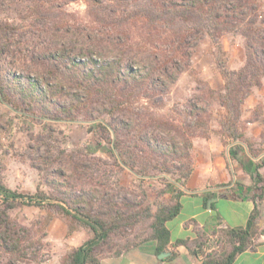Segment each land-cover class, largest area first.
Wrapping results in <instances>:
<instances>
[{
    "label": "trees",
    "instance_id": "obj_1",
    "mask_svg": "<svg viewBox=\"0 0 264 264\" xmlns=\"http://www.w3.org/2000/svg\"><path fill=\"white\" fill-rule=\"evenodd\" d=\"M263 1L114 0L104 4L102 0H91L95 24L92 29L56 27L61 31L54 33L59 47L48 51L44 62V66L46 63L55 65L51 75L56 82L30 75V70L19 77L0 65V102L15 104L10 93L14 92L20 106L38 109L45 118L60 120L62 117L56 114H61L73 120L74 113L81 110L93 120L103 115L111 117L113 123L97 121L96 127L114 136L107 140L117 153L114 162L120 170L128 168L141 177L166 176L174 174L169 162H180L176 167L177 177L167 185L169 191L173 189V199L153 210L150 204L132 202L125 197L120 203L116 202L109 193L106 171L99 175L94 165L71 160V171L76 179L84 186L90 185L92 190L87 192L82 187L81 194L74 196L67 181L63 184L64 197L55 200L65 204L60 208L73 220L69 233L81 227L89 230L92 237L67 253L61 264H102L103 257H118L151 241L157 244V255L169 251L172 235L167 223L178 217L183 208L180 201L183 193L175 189V184L185 185L193 174V166L185 163L191 160V137L208 126L205 121L209 114L208 96L212 98L216 94L213 89L202 88L204 83L192 67L194 50L206 36L212 39L219 56L225 54L223 36L235 34L245 40L246 60L239 70H229L223 58L217 59L225 82L224 91L218 93L222 108L219 135L223 137L224 146L228 144L226 140L234 144L230 148L234 159L241 143L253 157L263 153L246 138L242 121L247 97L254 89L262 87L264 80ZM5 32V28L0 27V33ZM93 52L98 57L93 56ZM0 56H3L1 51ZM185 72L195 79L199 92L186 105L187 115L195 119L194 126L187 128L151 111L152 106H165L164 97ZM61 100L69 104L63 106ZM142 101L146 105L136 107ZM261 168L262 164L256 167L254 189L255 197L262 201ZM0 196L3 203L0 251L5 254L4 264L29 262L34 243L28 230L18 227L11 219L9 211L18 202L26 204V198L27 204L37 206L53 198L43 192L26 197L2 183ZM258 217L256 207L244 228L221 229L217 234L229 249L220 253H203L207 234L200 230L196 231L195 241L177 240L175 246H183L194 255L201 254L202 264H232L238 255L254 249L264 233L258 225ZM139 226L144 228L131 233ZM176 256L173 252L167 259Z\"/></svg>",
    "mask_w": 264,
    "mask_h": 264
},
{
    "label": "rangeland",
    "instance_id": "obj_2",
    "mask_svg": "<svg viewBox=\"0 0 264 264\" xmlns=\"http://www.w3.org/2000/svg\"><path fill=\"white\" fill-rule=\"evenodd\" d=\"M102 1L104 4L114 2ZM91 7V0H0V27L6 30L5 33H0V51L3 53L0 56V65L19 77L22 74L27 75V70H30V75L56 82L51 75L55 65L46 63L47 66H44L48 51L59 47L54 39V33L60 31L56 27L62 25L87 31L92 29L95 24ZM262 7L264 10V1ZM221 43L225 54L219 56L212 39L206 36L196 46L192 57V67L204 83L202 88H210L216 92L214 97L208 96L209 114L205 116L208 126L199 129L191 137V160H185V163L193 166V169L197 160L194 149L197 139L217 136L223 140L219 135L222 108L218 93L224 91L225 82L217 59L223 58L229 70H239L246 60L245 40L242 36L227 34L222 37ZM92 55L98 57L96 52ZM10 93L16 101L15 104L0 102V183L26 197L43 192L53 198L45 200L43 206L27 204L26 198V204L18 202L9 211L11 219L18 227L28 230L34 243L28 256L30 261L17 264H61L67 253L85 242L87 234L92 237L89 230L81 227L70 234L69 225L73 220L61 210L60 207H65V204L55 200L64 197L63 184L67 181L74 190V196L81 194L82 187L87 192L92 190L90 185L84 186L76 179L71 171V160H84L89 165H94V168L99 169V175L106 171L109 177V193L118 203L125 197L132 202L143 201L145 205L150 204L156 210L159 205L173 199V189L169 191L167 185L173 183V177H177L176 167L180 166L179 161L169 162L174 174L166 176L150 174L148 177H141L128 168L120 170L114 162L117 153L107 140L109 137L114 139V136H109L96 127L97 121L113 123L111 117L103 115L99 120H93L88 118L85 110H81L74 113L73 120L61 114H56L62 117L60 120L45 118L38 109L28 110L27 107L20 106L16 93ZM197 94L198 84L190 73L185 72L164 97L165 106H152L151 111L183 128L193 127L195 119L187 115L186 105ZM60 103L63 106L69 104L67 100H61ZM145 105L142 101L136 107ZM242 121L246 133L250 124L264 126V80L262 87L254 89L247 97L243 105ZM226 141L228 144L225 147L230 145V141ZM253 143L264 154V130L260 139ZM231 152L230 150L229 155L224 153L230 165L235 160ZM258 164L264 166V157ZM260 185L264 187V184ZM2 207L0 196V209ZM191 210L190 203L186 204L185 213ZM227 210L228 207L223 206V212L226 213ZM143 228L144 226H139L130 232L135 234ZM219 240L220 247L208 252L210 237L206 236L203 253H220L229 249L220 237ZM5 262V254L0 251V264ZM119 262L120 260H113L112 263Z\"/></svg>",
    "mask_w": 264,
    "mask_h": 264
},
{
    "label": "crops",
    "instance_id": "obj_3",
    "mask_svg": "<svg viewBox=\"0 0 264 264\" xmlns=\"http://www.w3.org/2000/svg\"><path fill=\"white\" fill-rule=\"evenodd\" d=\"M263 130L264 126L258 123L250 124L246 138L251 142L258 141ZM240 145L238 156L230 165L224 153L229 155L234 144L225 147L217 136L194 142L197 160L193 174L185 185H175V189L183 193L180 198L183 208L178 217L167 223L172 243L166 257L161 258L156 254L157 244L151 241L118 257H103L102 264H113V260H120L118 264H202L201 254L194 255L183 246L176 247L175 242L195 241L197 230L213 237L218 235L219 229L244 228L256 207L258 225L264 230V198L262 201L256 198L254 189L256 167L264 154L253 157L245 144ZM260 172L264 179V166ZM210 200L214 205L211 209L208 208ZM188 203L192 210L186 214ZM223 206L228 207L226 213ZM90 238L91 235L87 234L85 241ZM173 252L177 256L168 260ZM232 264H264V233L254 249L238 255Z\"/></svg>",
    "mask_w": 264,
    "mask_h": 264
},
{
    "label": "built area",
    "instance_id": "obj_4",
    "mask_svg": "<svg viewBox=\"0 0 264 264\" xmlns=\"http://www.w3.org/2000/svg\"><path fill=\"white\" fill-rule=\"evenodd\" d=\"M221 241L219 240L218 235L210 237V241H209V248H208V252H212L217 250L220 247Z\"/></svg>",
    "mask_w": 264,
    "mask_h": 264
},
{
    "label": "water",
    "instance_id": "obj_5",
    "mask_svg": "<svg viewBox=\"0 0 264 264\" xmlns=\"http://www.w3.org/2000/svg\"><path fill=\"white\" fill-rule=\"evenodd\" d=\"M213 200H216V199L214 198ZM212 202H213V201H211V200L208 202V208H210V209H211V206H212ZM159 256H160L161 258H164V257L167 256V254L164 253V254H161V255H159Z\"/></svg>",
    "mask_w": 264,
    "mask_h": 264
}]
</instances>
